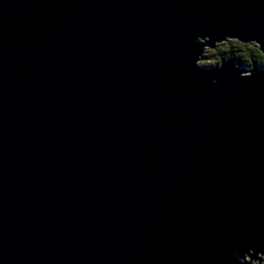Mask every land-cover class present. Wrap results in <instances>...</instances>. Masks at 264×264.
<instances>
[{"label":"water","instance_id":"95a60500","mask_svg":"<svg viewBox=\"0 0 264 264\" xmlns=\"http://www.w3.org/2000/svg\"><path fill=\"white\" fill-rule=\"evenodd\" d=\"M204 35L264 50V0H0V264L264 253V74Z\"/></svg>","mask_w":264,"mask_h":264},{"label":"clouds","instance_id":"9594fccd","mask_svg":"<svg viewBox=\"0 0 264 264\" xmlns=\"http://www.w3.org/2000/svg\"><path fill=\"white\" fill-rule=\"evenodd\" d=\"M214 39V38H213ZM210 37L204 35L202 38L197 36L195 43L202 46L201 55L196 59L195 64L198 67H214L217 70H220L223 67V63L229 61L232 58L226 57L223 61L219 60L217 55V49L220 52H226L228 50L229 44H232L240 48L244 52L245 59H241L247 66V71H242L239 73L241 78L250 77L252 75L253 67H258L259 73L264 74V50L262 46L255 39L242 40L239 36H225L223 39H214V46H208V41ZM211 54L216 56V59H208L207 57ZM206 57V58H205ZM255 62V65H254ZM234 67H238L235 66ZM213 84L216 83L215 80L212 81ZM252 249H249V253L245 254L241 259L237 255L238 264H264V253H257L258 259H250V253Z\"/></svg>","mask_w":264,"mask_h":264},{"label":"trees","instance_id":"16d2710c","mask_svg":"<svg viewBox=\"0 0 264 264\" xmlns=\"http://www.w3.org/2000/svg\"><path fill=\"white\" fill-rule=\"evenodd\" d=\"M229 50L228 51H226V52H224L225 54H226V57H230V58H232V57H235V58H233V59H235L236 60V63L240 66L241 65V67H243V66H247L241 59H245V56H244V54L243 53H241V49L240 48H238V47H235L234 45H229ZM223 53V52H222ZM218 56H219V58H220V55L221 54H217ZM254 65H255V62H254ZM248 67V66H247Z\"/></svg>","mask_w":264,"mask_h":264},{"label":"rangeland","instance_id":"374dc122","mask_svg":"<svg viewBox=\"0 0 264 264\" xmlns=\"http://www.w3.org/2000/svg\"><path fill=\"white\" fill-rule=\"evenodd\" d=\"M230 46L232 45V44H229ZM236 47V46H235ZM230 48H229V46H228V50H229ZM227 50V51H228ZM221 54L220 56H226V54L223 52H220L219 51V49H217V54ZM241 53H243L244 54V52L243 51H241ZM206 58V57H205ZM208 59H216V56H212L211 54H209V56L207 57ZM244 68H248L247 66H244Z\"/></svg>","mask_w":264,"mask_h":264}]
</instances>
